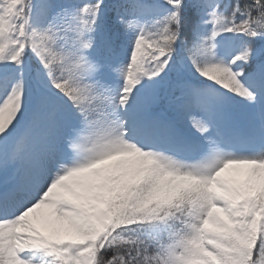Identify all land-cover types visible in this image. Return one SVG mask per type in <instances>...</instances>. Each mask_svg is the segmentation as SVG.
<instances>
[{
  "label": "snow or ice",
  "instance_id": "obj_1",
  "mask_svg": "<svg viewBox=\"0 0 264 264\" xmlns=\"http://www.w3.org/2000/svg\"><path fill=\"white\" fill-rule=\"evenodd\" d=\"M0 264H264V0H0Z\"/></svg>",
  "mask_w": 264,
  "mask_h": 264
},
{
  "label": "rangeland",
  "instance_id": "obj_2",
  "mask_svg": "<svg viewBox=\"0 0 264 264\" xmlns=\"http://www.w3.org/2000/svg\"><path fill=\"white\" fill-rule=\"evenodd\" d=\"M81 1V0H80Z\"/></svg>",
  "mask_w": 264,
  "mask_h": 264
}]
</instances>
